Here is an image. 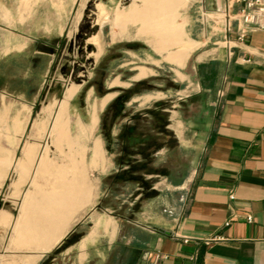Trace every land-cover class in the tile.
Here are the masks:
<instances>
[{
    "label": "rangeland",
    "instance_id": "1",
    "mask_svg": "<svg viewBox=\"0 0 264 264\" xmlns=\"http://www.w3.org/2000/svg\"><path fill=\"white\" fill-rule=\"evenodd\" d=\"M135 1L75 0L68 34L34 39L23 51L16 50L23 45L21 42L9 41L13 36L0 31V146L6 152H16L9 169L0 166V211L7 217L0 220V264H13L29 255L38 256L35 264H78L75 250L65 256L59 253L68 243L80 240L93 223L100 222H106L111 231L118 227L120 234L104 260L99 254L108 244V236H101L88 262L120 264L130 259L132 250L119 243V237L123 243L135 234L132 227L142 225L140 213L167 215L181 208L182 190L176 184L193 164L194 155L184 152L167 128V110L174 104L179 109L184 107L183 100L178 99L187 93L183 91V66L168 62L165 52L155 51L144 36L137 35V25L130 23L121 33L114 27L117 10L140 3ZM225 6L226 0L219 7L209 0H188L178 18L186 20L188 37L197 40L188 56L198 53L205 37L208 46L220 45L218 41L225 34ZM221 44L225 45V40ZM141 68L146 75L137 77ZM74 85L78 89L67 110L72 133L78 122L86 126L93 115L97 116L85 140L90 203L73 215L68 228L75 231L68 234L64 244L41 253L52 246L39 250L14 244L13 220L22 211L35 174L29 167L16 168L15 163L25 145L32 155L42 153L46 145L52 146L49 128L53 116L66 91ZM106 95L111 98L102 106ZM117 99H121L119 104ZM131 125L142 135L152 134L157 139L149 146L131 145L126 138ZM157 129L163 133L156 135ZM95 140L101 143L103 162L91 168ZM54 149L52 146V156L56 154ZM157 150L161 152L156 154ZM133 152L138 154L131 157ZM51 182L52 177L38 179L41 189H51Z\"/></svg>",
    "mask_w": 264,
    "mask_h": 264
},
{
    "label": "crops",
    "instance_id": "2",
    "mask_svg": "<svg viewBox=\"0 0 264 264\" xmlns=\"http://www.w3.org/2000/svg\"><path fill=\"white\" fill-rule=\"evenodd\" d=\"M224 1L209 0L214 7ZM74 2L0 0V31L23 44L18 51L34 39L68 34ZM221 37L217 47L208 46L205 37L198 53L178 65L186 80L187 93L178 97L184 107L174 104L167 110V128L183 151L194 155L176 184L182 190L181 208L167 215L140 213L142 225L132 227L135 234L123 243L119 237L132 250L120 264H148L157 251L168 254L161 264H264V31L242 42L232 34V57ZM76 212L61 214L70 224ZM69 224L55 245L41 253L64 244L75 231ZM118 232L106 222L93 223L59 254L75 250L77 263L89 264L98 239L108 236L98 253L104 260Z\"/></svg>",
    "mask_w": 264,
    "mask_h": 264
},
{
    "label": "bare ground",
    "instance_id": "3",
    "mask_svg": "<svg viewBox=\"0 0 264 264\" xmlns=\"http://www.w3.org/2000/svg\"><path fill=\"white\" fill-rule=\"evenodd\" d=\"M136 1L140 3L137 4ZM136 1L127 9L117 10L113 21L114 27L121 33L126 30L128 24L137 25L136 34L144 36L155 51L165 52L168 61L183 65L189 52L197 45L195 40L188 37L186 20L182 18L183 20L178 21L181 10L186 7L188 0ZM144 75L146 71L141 68L137 77ZM77 89L78 86L74 85L66 91L49 128L56 154L51 155L52 146L46 143L42 153L37 151L34 155L25 145L22 148V156L15 163L16 168L29 167L35 173L31 188L25 193L22 211L13 220L16 246L49 249L61 238L69 223V219L66 220L61 213H74L90 201L91 187L87 178L85 140L89 137L88 130L94 129L97 116L93 115L90 124L86 126L78 122L76 132L72 133L67 110L68 103ZM110 98L111 95L104 96L102 106ZM15 156L14 150L6 152L0 146V166L9 169L14 163ZM102 162L103 149L100 141L95 140L91 146L89 167L95 168ZM42 177H52L51 189L40 188L38 179ZM3 218L7 219L4 212L0 211V220ZM37 257L29 255L13 264H35Z\"/></svg>",
    "mask_w": 264,
    "mask_h": 264
},
{
    "label": "built area",
    "instance_id": "4",
    "mask_svg": "<svg viewBox=\"0 0 264 264\" xmlns=\"http://www.w3.org/2000/svg\"><path fill=\"white\" fill-rule=\"evenodd\" d=\"M223 10V36L228 56L232 57L235 45L230 34H234L235 39L242 42L250 33L264 31V0H226ZM247 220L251 222L252 217L248 215ZM167 258L168 254L157 251L148 264H161Z\"/></svg>",
    "mask_w": 264,
    "mask_h": 264
},
{
    "label": "trees",
    "instance_id": "5",
    "mask_svg": "<svg viewBox=\"0 0 264 264\" xmlns=\"http://www.w3.org/2000/svg\"><path fill=\"white\" fill-rule=\"evenodd\" d=\"M121 102V99H117V103L119 104ZM148 112V111H147ZM150 113H151V111H150ZM106 115V114H105ZM105 115H104V118H105ZM158 128V127H157ZM129 135L126 137L127 138V140H128V142L131 144V145H133V146H135V145H139V144H143V143H145V144H148L147 146H149V143L151 144V141L152 140H156L157 139V137L155 136V135H152V134H146V135H142L141 133H139V132H137V130H136V128L133 126V125H131L130 127H129ZM157 133H156V135H158L159 133H163V131L162 130H160L159 131V129H157ZM136 148V147H135ZM138 153L137 152H133V153H130V156L131 157H133V156H136ZM132 168L134 169V170H136L137 169V166H132ZM143 178H140V182L141 183H143ZM144 184H145V182H144ZM143 184V185H144Z\"/></svg>",
    "mask_w": 264,
    "mask_h": 264
}]
</instances>
